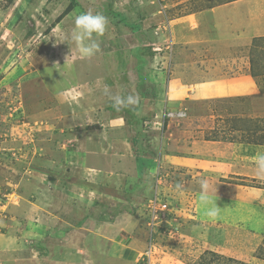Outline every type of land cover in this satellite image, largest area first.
Segmentation results:
<instances>
[{
    "label": "rangeland",
    "instance_id": "rangeland-1",
    "mask_svg": "<svg viewBox=\"0 0 264 264\" xmlns=\"http://www.w3.org/2000/svg\"><path fill=\"white\" fill-rule=\"evenodd\" d=\"M237 1L244 0H0V264H77L76 257L107 264L96 242L102 235L120 242L123 226L146 239L136 264L150 237L151 264H249L235 238L223 248L189 238L180 213L186 197L193 205L199 180L157 162L161 148L189 140L264 145V40L257 37L245 55L258 96L191 103L181 108L184 118L163 122L174 62L199 53L173 38V21ZM89 10L104 14L109 28L100 52L84 59L62 37ZM201 51L207 60L208 49ZM105 85L139 103L117 111ZM156 199L177 212L180 226L169 237L155 223ZM256 255L264 258V247Z\"/></svg>",
    "mask_w": 264,
    "mask_h": 264
},
{
    "label": "crops",
    "instance_id": "crops-1",
    "mask_svg": "<svg viewBox=\"0 0 264 264\" xmlns=\"http://www.w3.org/2000/svg\"><path fill=\"white\" fill-rule=\"evenodd\" d=\"M254 2L244 0L206 7L173 21L174 24L170 26L171 30H175L173 38L196 47L201 58H194L198 54L191 53L186 59H191V62L197 59L195 63L186 61L184 57L174 62V69L171 68V77L166 85V109L179 111L191 103L239 100L256 97L261 93L257 80L251 75L250 60L245 55L253 39L264 37V31L259 30L264 28V4L257 6ZM202 49H208L207 60L203 59L205 53ZM182 59L186 63L180 66ZM197 74L210 78L213 76V79L203 77L193 81L192 77ZM202 134L204 132H197L198 136ZM181 146L183 148L171 144L167 153L161 148L157 162L175 169L193 171L199 181L209 178L216 186L214 201L219 208L218 216L210 220L204 215L198 192H195L193 205L186 206V197L183 213L180 214L185 215L183 224L187 226L189 238L196 239L198 236L203 244L215 242L219 248L224 247L225 240L227 242L235 238L232 244L237 247L238 254L243 251L248 257L247 263L264 264V258L254 256L260 247H264V179L256 176L253 162L256 153L264 151V145L189 140L187 145ZM86 170L92 169L86 167ZM191 206L195 211L191 210ZM119 229L116 230L121 233L120 242L114 241L107 234L108 238L102 235L98 242L93 238L94 243L100 246L99 256L105 258L107 264H136L138 252L144 249L140 240H145L146 246V239L137 238L135 228L123 226ZM125 240L130 243L126 245ZM77 247L71 250H79ZM93 256L96 258L95 253ZM88 260L90 262L89 257ZM76 261L79 264L80 257H76Z\"/></svg>",
    "mask_w": 264,
    "mask_h": 264
},
{
    "label": "clouds",
    "instance_id": "clouds-1",
    "mask_svg": "<svg viewBox=\"0 0 264 264\" xmlns=\"http://www.w3.org/2000/svg\"><path fill=\"white\" fill-rule=\"evenodd\" d=\"M108 28L109 20L104 14L89 10L75 17L72 31L62 37V42H67L70 46L74 44L79 56L89 59L100 52L99 39L107 33ZM104 95L112 101L117 111L139 103L137 96L113 94L107 85L104 86ZM253 162L256 176L264 179V151H258ZM177 188L179 190L181 186L178 185ZM199 188L198 199L204 215L210 220L215 219L219 214V208L214 201L217 192L215 184L209 178H203L199 181Z\"/></svg>",
    "mask_w": 264,
    "mask_h": 264
},
{
    "label": "built area",
    "instance_id": "built-area-1",
    "mask_svg": "<svg viewBox=\"0 0 264 264\" xmlns=\"http://www.w3.org/2000/svg\"><path fill=\"white\" fill-rule=\"evenodd\" d=\"M185 117V113L182 110L179 111H166V113H164L163 115V122H165V120H180L182 118ZM157 185L161 184V178H159V176H157ZM154 209H155V213L156 215L159 216V220L155 221V223L159 222V233L164 236V237H169L171 236L176 230L179 229V224L176 221V217H177V212L174 211V209L171 208L169 202L167 201H159V200H154ZM154 213V212H153ZM154 213V214H155ZM152 223V220L149 224ZM152 231H151V236L152 235ZM150 241V248L146 250V252L140 256L141 259L139 260V262L141 264H151V261L153 260V255L156 254L155 253V241L153 240L152 237H150V239H148Z\"/></svg>",
    "mask_w": 264,
    "mask_h": 264
},
{
    "label": "trees",
    "instance_id": "trees-1",
    "mask_svg": "<svg viewBox=\"0 0 264 264\" xmlns=\"http://www.w3.org/2000/svg\"><path fill=\"white\" fill-rule=\"evenodd\" d=\"M258 40H264V37H261V38H257ZM258 40H255V41H258ZM254 77H256V75H254ZM214 255V254H213ZM215 257H217V258H223L224 260H226L223 256H221V255H219V254H215Z\"/></svg>",
    "mask_w": 264,
    "mask_h": 264
}]
</instances>
